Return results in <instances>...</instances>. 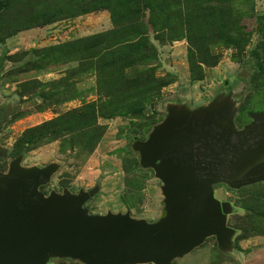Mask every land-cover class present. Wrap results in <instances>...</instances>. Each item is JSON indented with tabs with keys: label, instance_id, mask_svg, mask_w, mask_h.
I'll return each mask as SVG.
<instances>
[{
	"label": "rangeland",
	"instance_id": "rangeland-1",
	"mask_svg": "<svg viewBox=\"0 0 264 264\" xmlns=\"http://www.w3.org/2000/svg\"><path fill=\"white\" fill-rule=\"evenodd\" d=\"M71 1L83 2L8 0L0 12V149L6 152L0 172L16 156L22 167L54 164L38 187L44 195L96 187L83 204L89 213L153 221L163 208L161 183L139 164L133 142L145 139L169 106L192 110L229 94L235 128L250 120L248 113L264 111V86L254 89L252 76L256 62H264V0H138L128 9L131 34H110L112 15L104 8L67 16L63 8ZM48 14L59 17L43 21ZM144 40L151 53H125ZM117 55L116 66H108ZM146 73L159 82L138 112L110 102L126 93L103 90L106 79L137 81ZM131 100L137 101L125 96L123 104ZM57 117L63 127L54 122L55 132L14 149L25 128ZM212 188L231 205L230 248L220 251L208 236L172 264H264V181ZM45 264L82 263L50 257Z\"/></svg>",
	"mask_w": 264,
	"mask_h": 264
},
{
	"label": "water",
	"instance_id": "water-1",
	"mask_svg": "<svg viewBox=\"0 0 264 264\" xmlns=\"http://www.w3.org/2000/svg\"><path fill=\"white\" fill-rule=\"evenodd\" d=\"M233 115L229 94L192 110L169 106L147 137L133 142L139 164L161 183L163 208L153 221L128 212L89 213L83 204L96 187L44 195L38 187L56 166L22 167L14 157L0 172V264H45L50 257L172 264L208 236L227 251L231 205L214 197L212 185L238 189L264 181V111L248 113L241 128Z\"/></svg>",
	"mask_w": 264,
	"mask_h": 264
},
{
	"label": "trees",
	"instance_id": "trees-1",
	"mask_svg": "<svg viewBox=\"0 0 264 264\" xmlns=\"http://www.w3.org/2000/svg\"><path fill=\"white\" fill-rule=\"evenodd\" d=\"M83 2H74L71 1L68 4V7H64V14L68 15H74L82 12L91 11L98 8H104L110 11L111 17H112V23H113V29L110 31V34H113L115 32L123 33H129L131 34L133 29H135V25H133V19L132 15L129 14L128 9L133 8L135 6H138V0H82ZM8 0H0V12L8 6L7 4ZM51 11V10H50ZM48 11V13L50 12ZM121 11V12H119ZM189 13V9H186V14ZM264 14V12H263ZM59 17V14H52L47 15L46 18L43 20L45 22H50L54 19ZM132 23V24H131ZM260 30H263L264 32V25L262 24L260 26ZM143 40V38L141 39ZM83 40L79 41L77 44H82ZM264 46V45H263ZM54 49V47L52 48ZM125 51V50H124ZM139 51H142L144 56L147 55L146 51L151 53L152 46L148 44L145 40L144 42H139V46H135V48L132 49V51H125L126 54L133 55L134 53H139ZM254 53V51H252ZM255 56H257V53H254ZM120 57L117 55L114 59H112L108 66H113L116 62L118 63ZM116 66V65H114ZM253 74L255 84L253 85L254 89H257L258 87L264 86V62H256V65H254ZM110 68V67H108ZM140 74V73H139ZM138 74V75H139ZM263 77V79H262ZM159 79L154 78L152 73H146L144 77L139 76V79L136 81L135 79L129 80L128 82H124L121 80V77H118V75L113 78V81L106 79V85L104 86L103 90L106 92H109L111 90L113 91H121L122 93H126L125 96L130 97V99L135 98L137 101L132 102L130 101V105H124L123 104V98L120 97L118 99H112L110 100L111 103H115L116 107L127 109L128 111L135 113L139 111V107L142 105L143 101L147 99L150 95V93L158 86ZM130 85V86H128ZM128 88V89H127ZM137 110V111H136ZM61 118L57 117L55 120L52 121H46L43 122L40 125H35L32 127L25 128L20 136L17 138V142L14 144V149H18L21 146H23L24 143H34L38 141L43 135H47L48 133L55 132L56 130H51V125L54 122H60L59 125H61ZM61 127H63L61 125ZM59 129V126L57 127Z\"/></svg>",
	"mask_w": 264,
	"mask_h": 264
},
{
	"label": "crops",
	"instance_id": "crops-1",
	"mask_svg": "<svg viewBox=\"0 0 264 264\" xmlns=\"http://www.w3.org/2000/svg\"><path fill=\"white\" fill-rule=\"evenodd\" d=\"M214 195V194H213ZM215 197V196H214ZM216 198V197H215ZM216 199H218V198H216ZM219 200V199H218Z\"/></svg>",
	"mask_w": 264,
	"mask_h": 264
}]
</instances>
